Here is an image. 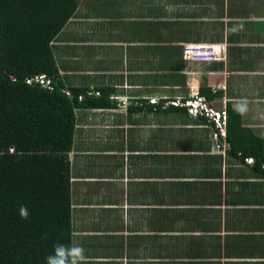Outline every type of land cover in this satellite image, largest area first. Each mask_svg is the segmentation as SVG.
Here are the masks:
<instances>
[{
	"label": "crops",
	"instance_id": "0c3cea01",
	"mask_svg": "<svg viewBox=\"0 0 264 264\" xmlns=\"http://www.w3.org/2000/svg\"><path fill=\"white\" fill-rule=\"evenodd\" d=\"M185 43L222 52L194 61ZM52 48L66 87L108 88L114 104L76 111L71 246L83 264H264L253 158L228 157L211 121L172 103L206 84L264 139V0H78Z\"/></svg>",
	"mask_w": 264,
	"mask_h": 264
},
{
	"label": "trees",
	"instance_id": "16d2710c",
	"mask_svg": "<svg viewBox=\"0 0 264 264\" xmlns=\"http://www.w3.org/2000/svg\"><path fill=\"white\" fill-rule=\"evenodd\" d=\"M77 5L0 0V264H46L54 245H72L68 153L76 111L114 105L110 89L90 95L83 87H66L59 74L52 42ZM41 74L50 86L27 82ZM199 93L208 101L222 96L206 84ZM227 112V156L242 162L252 157V168L264 178V139L243 125L238 112L229 106Z\"/></svg>",
	"mask_w": 264,
	"mask_h": 264
},
{
	"label": "built area",
	"instance_id": "2783aa9c",
	"mask_svg": "<svg viewBox=\"0 0 264 264\" xmlns=\"http://www.w3.org/2000/svg\"><path fill=\"white\" fill-rule=\"evenodd\" d=\"M222 46L220 44L210 43H185L183 46L184 57L194 61L211 62L220 58ZM41 83L44 86H50V79L45 74L36 75L27 78V82ZM152 102L155 99L151 100ZM174 105L182 104L187 108L189 114L194 116H205L215 126L214 136L216 140L226 138L227 135V99L223 98L219 105L211 104L203 95L195 94L184 101L179 99L172 102ZM217 147H219L217 145Z\"/></svg>",
	"mask_w": 264,
	"mask_h": 264
},
{
	"label": "clouds",
	"instance_id": "9594fccd",
	"mask_svg": "<svg viewBox=\"0 0 264 264\" xmlns=\"http://www.w3.org/2000/svg\"><path fill=\"white\" fill-rule=\"evenodd\" d=\"M22 217H27V211L21 208ZM84 249L79 246L63 244L54 245L53 253L46 257V264H83Z\"/></svg>",
	"mask_w": 264,
	"mask_h": 264
}]
</instances>
